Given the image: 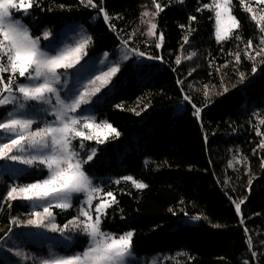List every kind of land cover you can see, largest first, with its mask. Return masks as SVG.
<instances>
[{
    "label": "trees",
    "instance_id": "obj_1",
    "mask_svg": "<svg viewBox=\"0 0 264 264\" xmlns=\"http://www.w3.org/2000/svg\"><path fill=\"white\" fill-rule=\"evenodd\" d=\"M209 1L158 0L163 11L153 21L157 29L152 36L141 16L145 9L155 12L152 0H103L109 23L99 12L101 0H94L96 8L85 7L80 0H39L40 6H33L24 22L35 36L45 26L57 30L80 19L92 38L88 56L128 41L129 48L160 57L143 64L135 57L122 62L113 78L118 94L96 110L98 120L121 133L97 145L95 159L85 165L95 182L101 181L118 201L107 210L103 229L134 231L133 250L138 254L168 251L170 257L162 264H264V149L258 147L264 137L257 135V129L264 133L259 123L264 119V57L243 58L247 41L258 45L264 34L240 0H233V14L241 23L235 31L242 41L217 43L214 12L202 8ZM189 30L194 31L189 35ZM161 33L164 39L158 49ZM186 35L189 43L184 42ZM193 51L197 55L185 59ZM237 51L242 54L239 64L234 60ZM225 87L229 91L224 92ZM182 100L183 110L177 112L176 104ZM193 105L201 109L199 118ZM125 176L147 187L136 189L123 180L114 183ZM40 177H21L20 182ZM2 179L0 198L12 182L8 175ZM241 199L245 202L237 214L235 202ZM26 211L21 201L0 207V238L13 227L10 217L19 218ZM193 216L202 217L197 225H176ZM0 264H5L2 256Z\"/></svg>",
    "mask_w": 264,
    "mask_h": 264
},
{
    "label": "snow or ice",
    "instance_id": "obj_2",
    "mask_svg": "<svg viewBox=\"0 0 264 264\" xmlns=\"http://www.w3.org/2000/svg\"><path fill=\"white\" fill-rule=\"evenodd\" d=\"M256 2L264 5V0ZM80 3L85 7H97L94 0H80ZM240 3L247 12L252 13L251 19L260 25L259 31L264 34V9L257 16L245 0H240ZM152 4L155 12L146 10L141 14L142 23L148 24L149 36L155 34L157 24L153 21L163 11L158 0H152ZM102 5L103 0L99 12L105 23H109L110 16ZM33 6L39 7V0H0V108L8 109L4 117L0 118V161L4 162L0 164V183L3 182L4 173L13 177V183L7 186L6 195L0 198V207L7 204L11 208L13 201L24 202V206L30 208L28 218L21 220L10 217L12 226H31L59 234L60 239L53 248L59 247L62 251L50 250L46 258L39 259L38 264H132L134 231L114 233L103 229L107 210L118 204V201L113 191L105 190L95 183L85 167L97 154L96 148L86 150L85 141H95L99 145L106 143L112 136L118 138L121 135L111 123L98 122L94 114L96 105L115 87L112 81L121 71V61L106 63L109 54L105 53V60L100 63L105 65L106 70L96 74L95 62L85 60L88 56L87 48L92 43L91 36L82 37L74 46H61L63 40L57 42L49 30L43 31L41 36H34L32 29L24 23V19L31 15L30 9ZM59 7L63 9L66 6ZM202 8L214 12L217 43L230 38L242 41V36L235 31L241 28V23L233 14L232 0H211L210 4ZM14 12H21V16L17 18ZM195 19L189 17L190 21ZM191 31L194 30H189V35ZM42 39L48 43L42 44ZM163 39L161 33L156 48L161 47ZM184 42L189 43L188 35L184 37ZM123 47L127 49L123 60L129 59V53L145 56L144 52L129 48L128 41H123ZM196 55L193 51L185 59H192ZM256 57H264V35L260 36L258 45L249 39L244 46L243 58L255 61ZM241 58V52L237 51L234 54L235 63L239 64ZM176 63H181L180 57H177ZM256 71L254 63L252 72ZM5 73L8 74L6 80ZM69 75L72 77L71 82ZM244 79V74L240 73L241 82ZM106 88L107 92L104 91ZM223 91L229 89L225 87ZM204 94L207 96L208 91ZM184 99L191 103L188 96ZM193 107L194 115L199 118L201 109L195 105ZM46 115H51L53 119H45ZM259 123L264 125V119ZM257 135L264 137L259 129ZM77 139L79 148L74 143ZM258 147L264 149V138ZM261 167L264 168V159ZM35 169L39 171H32ZM28 176L43 178L20 183L21 177ZM121 180L131 181L136 189L147 187L132 176L122 177L114 183L119 184ZM81 195L84 198L77 205L75 200ZM244 202V199L235 202L237 214L241 213ZM73 208L76 209L75 216L63 225L56 223L57 214L54 209L66 212ZM201 218L191 217L194 221ZM12 230L9 227L5 236ZM79 236L87 237V243L82 245V250L71 251L77 246ZM248 244L251 250V239ZM16 255L22 256L19 252ZM256 255L253 251L252 257ZM245 264L248 262L245 261Z\"/></svg>",
    "mask_w": 264,
    "mask_h": 264
},
{
    "label": "rangeland",
    "instance_id": "obj_3",
    "mask_svg": "<svg viewBox=\"0 0 264 264\" xmlns=\"http://www.w3.org/2000/svg\"><path fill=\"white\" fill-rule=\"evenodd\" d=\"M245 1L248 2L246 3L247 6L252 7L253 12L257 16L262 14L261 9H264V5H258L256 0H245ZM210 3H211V0L209 1L208 4ZM249 3H252V4H249ZM232 4H233V0H232ZM146 10L147 9H145L144 11ZM14 15L17 18H19L21 16V12H14ZM144 19H148V18L145 17ZM262 24H264V22H262ZM258 26L260 27V25ZM45 30L51 31V33L53 34L52 38H54L57 42H60L61 40H63V44L61 46H64V45L74 46L75 42H77L82 37L90 36L88 29L86 28V26L82 23L80 19L70 20L57 30H52L49 27L45 26L41 29L40 33L35 36H41L43 31ZM214 35H215V16H214ZM41 43L46 44L48 42L42 39ZM126 51L127 49L123 47V43H120L117 46V48L114 50L100 51L96 54L86 56L85 60L91 59L92 61L95 62V69L97 70L96 74H98L99 71L106 70L105 65L100 63L101 60H105V56H104L105 53L109 54L106 59V63H112L118 60L121 61L122 63L125 61L122 59V57ZM130 57H135V60H136L135 62H137L138 64H143L145 62L150 61V59L147 56L139 57V56H135L129 53V58ZM69 71L71 72V70ZM7 75H8L7 73L4 74L5 80L7 79ZM68 79H69V82H71L72 80L71 75H69ZM112 84H114V81H112ZM109 87H111V85H109ZM104 91L107 92V88L104 89ZM117 94H118V89L114 87L113 90L110 93H108L107 96L98 105H96V110L98 107L103 106L104 104L112 101L113 98ZM183 106H184V100L178 102L176 104L177 112H181L183 110ZM3 109H4V113L0 116V118H3L6 111L8 110L7 108H3ZM94 114L96 116L97 112H95ZM44 118L48 120L53 119L51 115H46ZM97 121L99 122V121H106V120L97 119ZM85 132H87V130H85ZM74 143L76 144V147L79 148V139L74 141ZM84 143L86 145V150L90 148H97V144L95 141H85ZM2 163L4 162L0 161V164ZM8 163L12 164V162H8ZM16 167H24V166L16 165ZM35 170H38V169H35ZM4 175H8L12 179L11 183H13V177H11L9 173H4L3 176ZM40 178H43V177H40ZM32 181H28V182H32ZM95 183L100 185L102 188H104L101 181H98ZM83 198L84 197L82 195L79 196V198L75 200V203L79 205V201L82 200ZM95 202H98V201H94V203ZM29 211H30V208L27 207V211L25 213H21L19 215V218L21 220H26L28 218ZM71 211H73V213L70 216H67V214ZM54 212L57 214L56 223L60 225H63L64 223L67 222L68 219H71L73 216L76 215L75 208L69 211H66V212H61L59 209H54ZM60 217H66V218H64L63 220H60ZM198 223H199V220L194 221L189 217H185L181 219L178 223H176V225H180V224L197 225ZM12 229L13 230L11 233H9L2 240H0V256L4 258L5 264H38L39 259L46 258L50 250L56 251V252L62 251V249L59 247L53 248V245L56 243V241L60 239L58 233H50L44 229H35V228H32L31 226H23V225L13 226ZM104 230H107V229H104ZM107 231H110V230H107ZM82 237H85V236L78 237L77 244L84 245L87 243V237L85 241L82 239ZM29 244L35 246L37 249H29L27 247V245ZM79 250H82V247L81 249H78V248L71 249V251H79ZM17 252L21 253L23 258L22 256L16 255ZM167 252L168 251H156L153 253L138 254L134 251V255L131 258V262L132 264H162V262L166 258L170 257V254Z\"/></svg>",
    "mask_w": 264,
    "mask_h": 264
}]
</instances>
